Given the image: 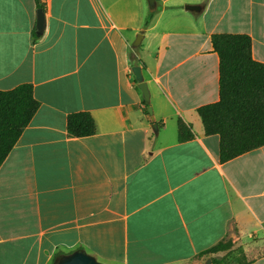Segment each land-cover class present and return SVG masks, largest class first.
Returning a JSON list of instances; mask_svg holds the SVG:
<instances>
[{
	"label": "crops",
	"instance_id": "1",
	"mask_svg": "<svg viewBox=\"0 0 264 264\" xmlns=\"http://www.w3.org/2000/svg\"><path fill=\"white\" fill-rule=\"evenodd\" d=\"M43 1L33 41L35 1L0 0V89L30 83L39 102L0 165V264H52L76 249L106 264H196L220 240L247 249L264 238V184L241 166L264 145L221 163L197 113L219 98L212 34H247L264 63V0ZM139 32L156 132L131 73ZM77 111L94 134L67 135ZM242 262L264 264V252Z\"/></svg>",
	"mask_w": 264,
	"mask_h": 264
},
{
	"label": "trees",
	"instance_id": "2",
	"mask_svg": "<svg viewBox=\"0 0 264 264\" xmlns=\"http://www.w3.org/2000/svg\"><path fill=\"white\" fill-rule=\"evenodd\" d=\"M34 1L36 10L41 9L45 15V2ZM152 13H148L144 25L148 24ZM42 33L43 30L37 33L34 27L32 40H37ZM210 40L219 58V98L197 108V113L204 133L218 136V160L223 163L264 145V63L252 58L251 38L247 34L215 33ZM137 50L129 51L130 65L141 63L135 55ZM38 105L30 83L0 89V165ZM144 105L147 106L146 101ZM66 130L69 137H86L95 133L96 124L87 111L71 112L66 118ZM192 137L191 126L179 118L178 141ZM234 245L230 239L220 240L195 257H210L212 264H220Z\"/></svg>",
	"mask_w": 264,
	"mask_h": 264
},
{
	"label": "water",
	"instance_id": "3",
	"mask_svg": "<svg viewBox=\"0 0 264 264\" xmlns=\"http://www.w3.org/2000/svg\"><path fill=\"white\" fill-rule=\"evenodd\" d=\"M148 6L150 9H153L155 7V0H147ZM189 9H194L195 6L193 5H187L186 6ZM44 21L45 16L41 9L36 10V31L37 33L41 32L44 28ZM142 38V32H139L136 34V38L132 43V47L136 48L140 40ZM131 73L132 78L137 81V86L141 91L142 97L146 102H149V89L147 86V82L143 80V74L141 70V66L138 64L131 66ZM147 111L150 115L151 122V128L154 132L157 131V125L155 122H153V116H152V109L150 105H147ZM52 264H106L103 262L98 261L93 255L88 254L86 251L82 249H76L73 252L69 254H64L61 256H58ZM204 264H212L210 258H206Z\"/></svg>",
	"mask_w": 264,
	"mask_h": 264
},
{
	"label": "rangeland",
	"instance_id": "4",
	"mask_svg": "<svg viewBox=\"0 0 264 264\" xmlns=\"http://www.w3.org/2000/svg\"><path fill=\"white\" fill-rule=\"evenodd\" d=\"M241 166H249L255 168V184L256 186L264 184V154L261 152L252 153L248 157H244ZM264 252V238L254 237L252 241L247 245V249L244 246H235L232 251L224 255V259L220 264H237L246 259H250L253 256L259 255ZM223 254V253H222ZM221 256V254H219ZM210 258V257H207ZM206 258L197 257L195 259L196 264H204ZM212 263V262H211Z\"/></svg>",
	"mask_w": 264,
	"mask_h": 264
}]
</instances>
